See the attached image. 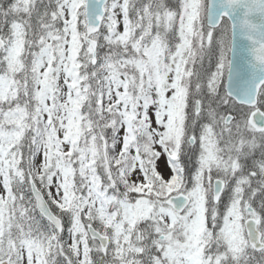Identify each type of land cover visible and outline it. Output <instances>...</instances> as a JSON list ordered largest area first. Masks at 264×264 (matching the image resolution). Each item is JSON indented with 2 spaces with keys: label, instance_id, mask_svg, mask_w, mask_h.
I'll return each mask as SVG.
<instances>
[{
  "label": "snow or ice",
  "instance_id": "obj_1",
  "mask_svg": "<svg viewBox=\"0 0 264 264\" xmlns=\"http://www.w3.org/2000/svg\"><path fill=\"white\" fill-rule=\"evenodd\" d=\"M0 264H264V0H0Z\"/></svg>",
  "mask_w": 264,
  "mask_h": 264
}]
</instances>
